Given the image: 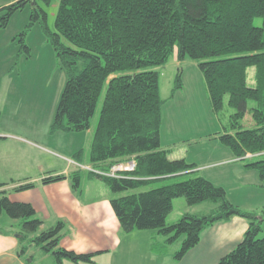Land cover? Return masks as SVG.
<instances>
[{
  "label": "trees",
  "instance_id": "1",
  "mask_svg": "<svg viewBox=\"0 0 264 264\" xmlns=\"http://www.w3.org/2000/svg\"><path fill=\"white\" fill-rule=\"evenodd\" d=\"M43 1L49 4L51 0ZM27 4L32 8L26 28L35 21L41 23L65 72L49 132L89 129L103 94L89 159L104 174L89 171L88 175L99 178L111 192L149 186L195 167L183 158L170 160L160 143L164 101L154 68L165 65L174 53L179 61L198 60L215 115L220 114L225 97L234 109L218 135L220 142L237 158L264 153V0H59L54 31L35 0H15L0 7V28ZM256 17L261 18L258 25ZM24 35L25 31L20 33L19 47L29 56ZM250 68L254 69L251 80ZM182 86L178 69L169 96ZM248 109L254 126L243 128L241 120ZM131 158L133 170L105 174L114 164ZM245 167L255 169L264 180V158L247 162ZM63 179L65 175L58 174L41 181L48 184ZM70 179L72 188L78 189L79 172ZM5 185L0 182V214L5 212L18 221L15 233L22 255L34 244L51 254L55 264L93 262L95 253H77L60 245L61 221L42 228L32 204L10 200L1 189ZM33 186L26 182L13 190ZM177 197L189 206L208 200L217 205L204 214L184 213L168 224ZM110 205L126 233L154 230L166 237L167 244L184 236L175 260L198 244L205 228L232 216L243 217L248 221L243 238L216 264H264V237H256L263 218L230 202L222 186L202 176L112 197ZM29 258L27 264H37Z\"/></svg>",
  "mask_w": 264,
  "mask_h": 264
},
{
  "label": "crops",
  "instance_id": "2",
  "mask_svg": "<svg viewBox=\"0 0 264 264\" xmlns=\"http://www.w3.org/2000/svg\"><path fill=\"white\" fill-rule=\"evenodd\" d=\"M14 1L0 0V7ZM50 4H53V1ZM6 40L7 47L4 50H2L0 45V49L3 51L0 50V59L3 58L0 60V144L1 142H10L7 148L8 146L9 148L16 146L22 150L27 148L44 150L53 154L54 151L50 149L48 151L45 145L29 136L31 133H35L36 128L30 105L24 106L21 102L18 105L16 102L10 105L8 112L5 113L7 99L16 88V77L11 76L9 68L17 49V47L14 48L9 44V41L11 42L10 39L9 41L8 39ZM174 58L170 60L174 62L176 73L180 64L184 63L185 60L179 61L176 55ZM168 63L161 67H166ZM185 70L182 69L181 71L182 88L177 90L172 97H161L164 101L159 133L161 147L168 150L167 156L170 160L183 158L187 163L195 164L190 173H200L199 176L208 179L213 184L222 186L227 196V188L221 180L225 174L221 168L231 165L237 175L236 179L241 181L247 177L254 179V175L249 173L252 172V169L246 168V163H243L248 162V155L246 158H237L233 156L232 152L228 151L222 158L206 157V160H200L201 162L199 163L197 162L198 160L189 158V147L185 146L181 148L182 150L175 153L172 150V143L175 138L191 143L194 142L189 138L192 121L199 113L204 116L205 113L209 114V110L212 112L203 76L196 70H189L188 72H185ZM156 71L158 72V70ZM250 77L252 78V75ZM173 79L171 78V87ZM200 101L203 107H201ZM204 106L205 110H203ZM205 150L206 152L203 150L197 153L200 156L204 154H209L210 156L207 149ZM7 153V155L1 153L0 145V182L6 183L1 189L6 191L5 194L10 200L32 204L36 214H39V209L47 213H54L55 219L63 223L60 239L62 247L77 253H95L92 263H72L68 260H63L62 264H96L97 262H100V264H216L222 256L237 245L248 228V221L240 216H232L227 220L215 222L201 232L197 245L188 250L181 259L175 260L174 253L176 250L170 249V245L175 241L167 244L165 242L166 237L154 230H134L126 233L120 228L110 205L108 187H102L100 183H96L103 182L99 178L89 176L87 173L86 179L91 183H86L84 187L80 188L79 186L78 189H73L70 175L78 170L70 171L71 163H68L67 160L61 158L65 162L61 168H55L49 172L50 174H44L42 173L44 171V163L37 158L19 162L9 157V150ZM54 153L58 154V158L60 154L58 152ZM60 156L63 157L62 155ZM81 165L87 170L89 169L88 172L94 173L95 170H99L98 165L96 166L90 161L83 162ZM70 172L71 174L69 175ZM225 173L228 174L227 171ZM58 174L65 175V179L48 184H43L41 181L44 177ZM16 179H19L18 182H15ZM26 182L34 183V186L29 190L35 192V195L38 196L37 200L20 201V199L8 193L9 189ZM174 201L175 199H173L172 210L168 215L173 212ZM200 204H203V202L192 206L180 207L176 214L173 215V219H176L184 212L202 214L201 212L193 211ZM1 214L0 218L2 217ZM39 218L42 220L41 226H43L45 224L44 220L41 216ZM166 221L170 222L173 220ZM17 222L13 219L9 223L13 230H4L0 227V264H27L26 259L18 252L20 243L15 233Z\"/></svg>",
  "mask_w": 264,
  "mask_h": 264
},
{
  "label": "rangeland",
  "instance_id": "3",
  "mask_svg": "<svg viewBox=\"0 0 264 264\" xmlns=\"http://www.w3.org/2000/svg\"><path fill=\"white\" fill-rule=\"evenodd\" d=\"M53 1V4H50ZM49 4H45L43 0H35L36 4L46 13V22L47 26L51 31H54V22H55V13L59 3V0H51ZM31 6L27 4L22 10L15 12L9 19L6 27L0 28V45L2 46V50L7 47L6 39L11 40L9 44H11L14 48L17 47L14 59L12 63H10L9 71L11 72V76L15 78V90L10 94L7 99V108L6 112H8V108L10 105L17 102H21L24 106H31L32 108V118L34 119V123L36 125L35 133H31L29 136L31 138L36 139L41 144L45 145L49 149L58 152V154L48 153L44 150H34V149H26L22 150L18 147H10L7 145L10 142H1V153L8 154V150L10 152L9 157L12 159H16L19 162H23L26 159L37 158L39 161L44 163V171L42 173L47 174L54 170L55 168H61L65 164L61 160V158L68 161L70 164V171L78 170L79 171V186L84 187L86 183H91L86 179L88 170L84 168L81 164L86 161H90L89 153H90V143H91V134L94 130V127L97 124L99 111L103 99V94H101L97 108L90 118L89 129L79 131V132H66V131H56L54 133L49 132V126L53 119L54 112L56 106L58 104L61 91L64 86L65 81V72L61 67L57 57L55 56V51L53 50L52 45L47 40L43 32V28L40 22L35 21L28 29L26 28L30 22V13ZM261 18H254V23L256 25L260 24ZM25 31L24 35V43L29 48V56L26 55L24 51L19 47L20 33ZM67 45L68 43L64 41ZM19 49L21 51H19ZM1 50V49H0ZM1 50V51H2ZM3 52V51H2ZM4 54V53H3ZM175 53L171 56L170 59H175ZM3 59V58H2ZM0 59V60H2ZM169 59V60H170ZM166 67H155L154 69L159 72V82H160V92L161 97H169L171 88V78L175 79V66L173 60L168 61ZM180 69V75L182 69H186L185 72L190 71H198L201 73L198 68V60L194 59H185L184 63H181L178 67ZM254 71L253 68L249 69V75H252ZM161 74V75H160ZM202 75V74H201ZM249 76V77H250ZM173 79V80H174ZM252 78L250 77V80ZM170 82V83H169ZM170 101V100H168ZM201 107L203 104L201 103ZM252 106V102H248V107ZM203 109V108H202ZM205 110V106L204 109ZM234 112V109L230 107L227 103V97H225L223 102V108L219 115H215L209 110V114L206 113L204 116L199 113L198 116L192 121V129L191 135L189 138L194 142H189L182 140L180 138H175L172 143L173 152H177L182 150L181 148L189 147V158H194L198 160L197 162H201L200 160H206L207 158H222L226 152L230 151L229 148L222 144L218 138L220 132L223 131V126L229 124L230 115ZM6 116V115H5ZM22 117V116H19ZM241 126L243 128H251L254 126V122L252 120L250 110L248 109L245 112L241 120ZM190 144H188V143ZM10 145V144H9ZM209 154H204L200 156L198 151H205ZM182 152V151H181ZM196 155H195V154ZM231 153V151H230ZM264 158V153L255 154L252 157L247 158L248 162L256 161ZM78 160H81L79 162ZM133 160L128 159L127 161H123L120 163H126L128 161ZM134 161V160H133ZM135 163V162H134ZM247 163V162H243ZM118 164V163H116ZM115 165V164H114ZM224 171V177L221 178L222 182L226 186L227 190V198L235 205L239 206L243 210L249 213H256L257 218H263L260 221V230L258 231L256 237L261 238L264 237V180H262L255 169H252V173L254 175V179L245 178L241 180L236 179L237 175L234 173L231 165L226 166L225 168H221ZM93 171V170H92ZM225 171L228 172L225 173ZM103 173L102 171L95 170L94 173ZM50 174V173H49ZM71 172L69 173V175ZM104 174V173H103ZM107 175L110 172L105 173ZM115 174H118L116 172ZM200 173H186L179 176L166 178L157 183L151 184L149 186L139 187L137 189H128L122 192L113 193L111 192L103 182L100 183L102 187H106L108 189V193L110 198L118 197L129 193L140 192L147 190L149 188L159 186L162 184H170L182 180H186L188 178H192L195 176H199ZM17 178V177H16ZM97 178V177H96ZM19 179H16L15 182H18ZM22 180V179H21ZM11 182V180H9ZM71 182V179H70ZM21 183V182H20ZM216 185V184H215ZM72 187V186H71ZM8 193L20 199V201H30L37 200L38 196L35 195V192H31L29 189L26 190H13L9 189ZM217 204L211 201H205L203 204H200L197 208H195L194 212L208 213L210 210L215 207ZM187 207L185 199L183 197H177L174 201V209L172 214L168 215V219L173 220L167 222L168 224L177 221L184 213L179 215L176 219H173V215L176 214L177 210L180 207ZM192 206V205H191ZM39 214H36V217L43 218L44 225L42 228H49L55 226L57 222L55 219V214L52 212H45L42 209H39ZM43 214V215H41ZM195 214V213H194ZM2 217L0 218V227L9 230H13L9 223L11 222V218H9L5 212H3ZM17 221V220H15ZM14 224V223H13ZM68 227V226H67ZM66 227V228H67ZM68 235V234H67ZM184 236L177 238L172 245H170L171 250L178 251L182 244V239ZM27 245V243H24ZM175 251V252H176ZM20 253V250L18 251ZM175 254V253H174ZM29 256L32 257L34 263L37 264H55L54 258L51 254H43L42 249L39 246L31 244L28 246V250L23 255L26 260H30ZM96 264H100L97 262Z\"/></svg>",
  "mask_w": 264,
  "mask_h": 264
},
{
  "label": "built area",
  "instance_id": "4",
  "mask_svg": "<svg viewBox=\"0 0 264 264\" xmlns=\"http://www.w3.org/2000/svg\"><path fill=\"white\" fill-rule=\"evenodd\" d=\"M248 156H252L251 154H248ZM134 166H135V163L133 160L131 161H128L126 163H118V164H115L113 166H111L110 168V174L109 175H117L115 174L116 172H120V171H130V170H133L134 169Z\"/></svg>",
  "mask_w": 264,
  "mask_h": 264
}]
</instances>
